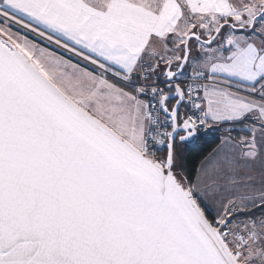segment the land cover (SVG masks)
I'll return each mask as SVG.
<instances>
[{
    "label": "snow or ice",
    "instance_id": "snow-or-ice-1",
    "mask_svg": "<svg viewBox=\"0 0 264 264\" xmlns=\"http://www.w3.org/2000/svg\"><path fill=\"white\" fill-rule=\"evenodd\" d=\"M0 264H264V0H0Z\"/></svg>",
    "mask_w": 264,
    "mask_h": 264
},
{
    "label": "trees",
    "instance_id": "trees-1",
    "mask_svg": "<svg viewBox=\"0 0 264 264\" xmlns=\"http://www.w3.org/2000/svg\"><path fill=\"white\" fill-rule=\"evenodd\" d=\"M218 135H227V133H218ZM233 136H238V133L233 132ZM219 139L216 136L206 137L202 142L198 143L193 147L187 156V166L189 169H193L196 165L200 163L203 157L207 156L211 151L219 144ZM194 174V173H193Z\"/></svg>",
    "mask_w": 264,
    "mask_h": 264
},
{
    "label": "built area",
    "instance_id": "built-area-1",
    "mask_svg": "<svg viewBox=\"0 0 264 264\" xmlns=\"http://www.w3.org/2000/svg\"><path fill=\"white\" fill-rule=\"evenodd\" d=\"M44 43H47V42L45 41ZM52 47H53V49H55V50L61 52L62 54H65V53H63V49H56L55 45H53ZM65 55H70V54H65ZM72 58H73V59H78V58H76V57H72Z\"/></svg>",
    "mask_w": 264,
    "mask_h": 264
},
{
    "label": "crops",
    "instance_id": "crops-1",
    "mask_svg": "<svg viewBox=\"0 0 264 264\" xmlns=\"http://www.w3.org/2000/svg\"><path fill=\"white\" fill-rule=\"evenodd\" d=\"M29 35H31V34H29ZM54 50H55V49H54ZM216 147H217V146H216ZM216 147H215V148H216ZM211 152H212V151H211Z\"/></svg>",
    "mask_w": 264,
    "mask_h": 264
}]
</instances>
